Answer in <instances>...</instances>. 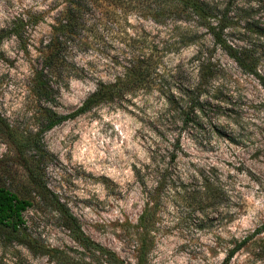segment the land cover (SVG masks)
Wrapping results in <instances>:
<instances>
[{
  "label": "rangeland",
  "instance_id": "rangeland-1",
  "mask_svg": "<svg viewBox=\"0 0 264 264\" xmlns=\"http://www.w3.org/2000/svg\"><path fill=\"white\" fill-rule=\"evenodd\" d=\"M71 1L0 0V129L38 141L23 151V164L0 134V186L31 202L18 233L0 230V264H225L245 238L227 264H264V232L257 234L264 225V89L205 29L155 24L132 12L106 28L93 26L88 14L81 42L62 48L52 75L43 57L54 50L57 20ZM255 8L248 18L264 25V8ZM182 38L187 46L180 47ZM229 38L236 45L247 39L242 31ZM131 39L147 52L162 50L161 68L174 75L175 92L192 85L200 62L211 60L215 78L200 91L195 117L169 128L155 90L42 133L48 113L71 114L99 82L114 81ZM177 140L180 150L169 162L166 152ZM206 185L214 194L201 203ZM65 212L77 220V236L94 245L75 239Z\"/></svg>",
  "mask_w": 264,
  "mask_h": 264
},
{
  "label": "trees",
  "instance_id": "trees-1",
  "mask_svg": "<svg viewBox=\"0 0 264 264\" xmlns=\"http://www.w3.org/2000/svg\"><path fill=\"white\" fill-rule=\"evenodd\" d=\"M239 1L243 3L242 6H239ZM255 2L258 9L264 8V0H255ZM250 3H244V0H72L59 15L57 34L52 44L54 50L50 55L43 57L44 67L52 75L58 71L62 64L59 58L60 51L67 43H71L73 47L79 45L81 42V37L78 39L79 32H82L85 27L88 14L93 17V26L106 28L108 25L116 24L120 16L132 12L137 18L151 20L155 24L171 22L189 25L193 23L205 29L212 36L214 44L236 64L238 69L243 74L253 77L264 89V74L260 70L264 62V25L248 18V14L256 13V6ZM241 24L244 26L242 30L239 28ZM241 31L247 38H245L246 42L243 45H236L229 37ZM10 32L15 33V30L12 29ZM2 39L3 36L0 35V43ZM234 39L237 41L236 38ZM135 40L131 39V43L127 45L128 48H125L123 58L119 60L120 70L113 82H99L96 90L71 114L59 116L52 112L48 113L41 132H46L65 120L85 114L95 107L121 101L128 95L133 96L139 92L149 94L155 90L163 98L167 108L165 119L168 127L175 128L177 123L182 126L187 125L190 118L195 117L197 109L200 110L202 106L198 98L200 91L215 78L216 69L213 63L210 59L201 61L195 82L175 92L170 85L174 75L161 68L159 54L162 50L154 46L147 52L145 47L136 44ZM179 45L184 47L188 45V42L182 38ZM0 134L8 138L9 145L14 150L15 159H19V162L23 164L27 163L23 151L36 146L38 141L32 140L29 135L10 129L9 126L2 127ZM179 150L177 140L172 149L166 152L169 162L176 159ZM155 159L152 157L153 161ZM28 174L34 181L39 179L35 171L29 170ZM135 174L139 175V171L135 170ZM163 181L162 179L159 181L160 186ZM209 187V185L203 186L199 202L206 201L214 194L210 192ZM42 189L46 190L45 186ZM50 195V201L61 211L62 205L55 196ZM30 206L31 202L19 198L8 188L0 186V230H7L12 234L18 233L24 224V213ZM64 215L67 218L68 230L74 234L75 239L94 245L88 239L77 236L79 226L75 217L68 212ZM263 232L264 225L257 230V234ZM249 240L250 238H245L235 244L228 252L225 264L229 263ZM95 247L103 254L112 256L104 248Z\"/></svg>",
  "mask_w": 264,
  "mask_h": 264
}]
</instances>
